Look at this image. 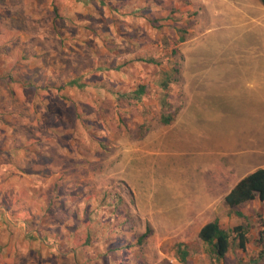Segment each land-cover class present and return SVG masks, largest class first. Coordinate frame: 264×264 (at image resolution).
Wrapping results in <instances>:
<instances>
[{"label":"rangeland","instance_id":"rangeland-1","mask_svg":"<svg viewBox=\"0 0 264 264\" xmlns=\"http://www.w3.org/2000/svg\"><path fill=\"white\" fill-rule=\"evenodd\" d=\"M142 58L175 64L169 124ZM257 168L259 1L0 0V264H264V201H224Z\"/></svg>","mask_w":264,"mask_h":264},{"label":"trees","instance_id":"trees-1","mask_svg":"<svg viewBox=\"0 0 264 264\" xmlns=\"http://www.w3.org/2000/svg\"><path fill=\"white\" fill-rule=\"evenodd\" d=\"M264 7V0H257ZM105 4L104 1H101ZM171 57V55H169ZM147 64L154 65L159 69V77L155 81L156 91H161L158 103L162 110L160 112V121L164 124H169L173 117L166 113L169 107L168 96L171 91V85L175 83L176 69L175 64L168 58L167 62H163L162 59L155 58H142L138 59ZM70 84L82 89L85 87L84 84H78L76 81H71ZM130 93H118L120 99H132L140 101L144 91H149L146 85L138 84L135 89L130 90ZM254 200L264 201V168H257L251 173L241 178L225 195V204L234 208L241 204H245ZM241 215L240 213H237ZM245 229L243 226H235L231 230L222 228L217 220H213L204 224L199 231H197L198 238L205 244L209 245L218 258H223L229 250L230 240L232 234L236 236L238 240V247L241 250H245L247 238L245 236ZM259 245L261 246L260 257L264 258V230L259 231ZM147 236V232L140 236L143 239ZM181 248V245H179ZM180 253H186L180 251Z\"/></svg>","mask_w":264,"mask_h":264}]
</instances>
